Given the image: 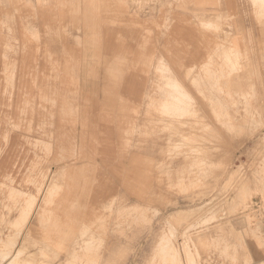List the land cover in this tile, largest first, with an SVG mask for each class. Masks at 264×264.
Returning a JSON list of instances; mask_svg holds the SVG:
<instances>
[{
  "label": "rangeland",
  "instance_id": "obj_1",
  "mask_svg": "<svg viewBox=\"0 0 264 264\" xmlns=\"http://www.w3.org/2000/svg\"><path fill=\"white\" fill-rule=\"evenodd\" d=\"M17 1L0 264H264V0Z\"/></svg>",
  "mask_w": 264,
  "mask_h": 264
},
{
  "label": "bare ground",
  "instance_id": "obj_2",
  "mask_svg": "<svg viewBox=\"0 0 264 264\" xmlns=\"http://www.w3.org/2000/svg\"><path fill=\"white\" fill-rule=\"evenodd\" d=\"M14 1V3L16 4V5H23L24 3H21V2H19L18 3V1L17 0H13ZM64 1L65 0H60L59 1V4H56V5H59V9H60V11L63 13V15H64V18L65 17H67L68 16V14L70 13V12H73V8L71 7V6H67L65 3H64ZM82 1V0H81ZM85 1V0H84ZM142 1V0H141ZM155 1V0H154ZM261 1V0H260ZM96 2V1H95ZM98 2V4H104L103 3V0H99V1H97ZM144 2V1H143ZM146 2V1H145ZM144 2V3H145ZM148 2V1H147ZM263 2V1H262ZM137 3V2H136ZM138 4H140V3H138ZM137 4V5H138ZM141 5V4H140ZM145 5V4H144ZM259 5V4H258ZM241 6V5H240ZM96 7V6H95ZM102 6L100 5V6H98V7H96V9L95 10H97V9H100ZM132 7V6H131ZM140 7V6H139ZM90 10V9H89ZM261 11V10H260ZM141 13H142V11H140ZM167 16V15H166ZM2 27V26H1ZM27 28H30V27H27ZM6 29H7V27H6ZM33 29V28H32ZM31 28H30V30L31 31H33ZM7 30H10V29H7ZM29 30V29H28ZM27 29H26V31H28ZM6 31V30H5ZM9 33H10V31H9ZM30 33H32V32H30ZM26 34H29V31L26 33ZM33 34H35V33H32L31 34V36H29V37H31V38H34V37H36L35 35H34V37H32L33 36ZM35 39H37V38H35ZM11 40V39H10ZM34 40V39H33ZM35 41V40H34ZM15 42V41H14ZM36 42H37V40H36ZM6 48V47H5ZM7 49V48H6ZM225 59V58H224ZM225 60H228V59H225ZM6 62V61H5ZM5 62H3L4 64H5ZM227 62V61H226ZM7 64V63H6ZM233 64V63H232ZM165 65H166V63H165ZM5 67V66H4ZM229 69H230V67H229ZM232 70V69H231ZM235 70V69H234ZM185 77V76H184ZM214 77V76H213ZM220 77V76H219ZM207 78V77H206ZM165 83V82H164ZM176 84V83H175ZM162 85V84H161ZM172 85H174L173 84V81H172ZM216 85V84H215ZM177 86H178V84H177ZM175 87V86H174ZM173 87V88H174ZM163 88V87H162ZM175 88H177V87H175ZM179 88H180V85H179ZM157 89V88H156ZM216 89V88H215ZM175 90V89H174ZM178 90V89H177ZM181 90L182 89H180V92H181ZM221 90V89H220ZM165 91H166V89H165ZM162 92V91H161ZM167 92V91H166ZM166 92H164V93H166ZM179 92V91H178ZM183 92V91H182ZM181 92V93H182ZM158 93V92H157ZM160 93V92H159ZM222 93V92H221ZM228 93V92H227ZM171 94V93H170ZM179 94V93H178ZM218 94V93H217ZM183 96L182 97H184L185 98V96H186V93H185V96H184V94H182ZM161 96V95H160ZM253 96V95H252ZM169 97V96H168ZM167 97V98H168ZM229 97V96H228ZM243 97V96H242ZM2 99H3V97H1ZM187 98H188V95H187ZM216 99V98H215ZM244 99H245V96H244ZM164 100V99H163ZM185 100V99H184ZM182 101V100H181ZM245 104V103H244ZM164 105V104H163ZM168 105H170L169 103H168ZM183 105V104H182ZM246 105V104H245ZM181 106V105H180ZM221 106V105H220ZM162 107V106H161ZM222 107V106H221ZM190 108V107H189ZM223 108V107H222ZM229 108V107H228ZM161 109V108H160ZM177 110V109H176ZM187 110H188V108H187ZM217 110H218V108H217ZM252 110V109H251ZM220 111V110H219ZM67 112H69V111H67ZM167 112V111H166ZM213 112V111H212ZM193 113V112H192ZM215 113V112H214ZM4 114H6V113H4ZM161 114V113H160ZM188 114V113H187ZM195 114V113H194ZM167 115H168V112H167ZM166 115V116H167ZM186 115V114H185ZM225 115V114H224ZM177 116V115H176ZM5 117H6V115H5ZM170 121V120H169ZM178 121V120H177ZM168 122V121H167ZM171 122V121H170ZM175 123V122H174ZM228 123V122H227ZM6 124V123H5ZM184 124V123H183ZM199 124V123H198ZM182 125V124H181ZM220 125V124H219ZM171 126V125H170ZM189 126V125H188ZM228 126V125H227ZM229 126H232V125H229ZM206 127V126H205ZM224 127H225V124H224ZM12 128V127H11ZM10 128V129H11ZM135 128H137V127H135ZM172 128V127H171ZM227 128V127H226ZM233 128V127H232ZM231 128V129H232ZM231 131V130H230ZM208 137V136H207ZM8 137H6V139H7ZM55 138H57V137H55ZM213 138V137H212ZM201 139V138H200ZM208 140V139H207ZM213 140H214V138H213ZM217 140V139H216ZM6 141V140H5ZM56 141V140H55ZM222 141V140H221ZM57 142V141H56ZM180 142V141H179ZM207 142V141H206ZM210 142V141H209ZM213 142V141H212ZM207 144V143H206ZM216 144V143H215ZM202 145V144H201ZM208 145V144H207ZM206 145V146H207ZM221 145V144H220ZM185 146V145H184ZM193 146H195V145H193ZM203 146H205V145H203ZM205 146V147H206ZM209 146V145H208ZM55 147V146H54ZM204 148V147H203ZM208 148V147H207ZM194 150V149H193ZM199 150V149H198ZM205 151V150H204ZM61 152V151H60ZM210 152V151H209ZM194 153V152H193ZM208 153V152H207ZM205 154V153H204ZM210 154H211V152H210ZM60 155V154H59ZM213 155V154H212ZM220 155V154H219ZM204 156V155H203ZM211 156V155H210ZM224 156H225V153H224ZM223 156V157H224ZM216 157V156H215ZM218 157V156H217ZM223 157H221V158H223ZM216 159V158H215ZM220 159V158H219ZM222 160H224V159H222ZM209 162V161H208ZM218 163V162H217ZM212 164V163H211ZM216 164V163H215ZM220 166V165H219ZM166 169V168H165ZM55 187V186H54ZM54 187H53V189H54ZM58 188V187H57ZM55 190H57V189H55ZM12 191V190H11ZM50 192V191H49ZM52 192V191H51ZM50 194V193H49ZM19 195V194H18ZM18 197V196H17ZM50 198V197H49ZM48 198V199H49ZM27 204V203H26ZM139 205V204H138ZM141 208V207H140ZM25 210V209H24ZM124 210V209H123ZM24 215H25V213H23ZM24 215H22L21 214V218L20 219H22V216L24 217ZM26 217H28V215L26 216ZM222 217V216H221ZM29 218V217H28ZM23 220V219H22ZM21 220V221H22ZM210 220V219H209ZM20 221V220H19ZM27 221V219L25 220V222ZM112 221V220H111ZM209 222V221H208ZM200 223V222H199ZM204 223V222H203ZM197 225V224H196ZM200 226V225H199ZM195 227V226H194ZM173 235V234H172ZM11 236V235H10ZM2 237V236H1ZM12 237H14V236H12ZM16 237H17V235H16ZM164 237V236H163ZM8 238H11V237H8ZM15 238V237H14ZM18 238V237H17ZM168 238V237H167ZM13 239V238H12ZM10 240V239H9ZM16 240V239H15ZM14 242V241H13ZM16 242V241H15ZM11 244V243H10ZM16 244V243H15ZM0 246H2V245H0ZM15 246V245H14ZM166 246V245H165ZM4 247L5 248H10V249H12V247H11V245H9V242H8V244H4ZM3 247V248H4ZM161 250V249H160ZM86 251V250H85ZM22 253V252H21ZM5 254H7V252H3V249L2 250H0V256H4ZM32 260V259H31ZM29 259L27 260L26 259V264H30L29 262ZM38 262H39V260H38ZM191 262H193L192 260H191ZM32 263V262H31ZM33 264V263H32ZM193 264V263H192Z\"/></svg>",
  "mask_w": 264,
  "mask_h": 264
},
{
  "label": "crops",
  "instance_id": "obj_3",
  "mask_svg": "<svg viewBox=\"0 0 264 264\" xmlns=\"http://www.w3.org/2000/svg\"><path fill=\"white\" fill-rule=\"evenodd\" d=\"M96 1V2H95ZM97 1H99V0H76V3L74 4V5H72V6H74L73 7V11L76 13V12H79L80 11V9H85L86 10V12L87 11H89V9L90 8H93L94 6H96V7H98V6H100L101 4H98V2ZM118 0H116V2H117ZM254 1H257V0H254ZM105 4V3H104ZM102 6V5H101ZM117 6V5H116ZM95 7V8H96ZM94 9V8H93ZM92 9V10H93ZM84 10V11H85ZM91 10V9H90ZM109 34V33H108ZM107 37H110V36H108L107 35ZM137 61H139L138 60V58H137ZM77 62V61H76ZM163 64H167V65H170V59L169 58H166V57H164L163 58V62H162ZM179 82V81H178ZM173 86V85H172ZM190 97V96H189ZM188 97V98H189ZM76 111H77V109H76ZM80 113V112H79ZM126 189H129V184L128 185H126ZM130 192H132V194L136 197V198H138L139 199V201H137V203H140L138 206H140V205H144L146 202L144 201V195L143 194H141L139 191H130ZM147 204V203H146ZM145 204V205H146Z\"/></svg>",
  "mask_w": 264,
  "mask_h": 264
}]
</instances>
